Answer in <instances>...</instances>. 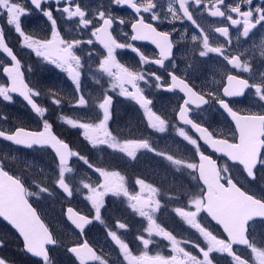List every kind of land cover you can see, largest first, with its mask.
Wrapping results in <instances>:
<instances>
[{
    "label": "snow or ice",
    "instance_id": "6c2138e0",
    "mask_svg": "<svg viewBox=\"0 0 264 264\" xmlns=\"http://www.w3.org/2000/svg\"><path fill=\"white\" fill-rule=\"evenodd\" d=\"M49 2L60 4L65 3V0H26V3H22L21 0H0V16L5 17V23L13 27L14 32L22 38V46L30 49L36 57L42 58L43 61L55 66L56 69L67 73V77L74 84L78 93L81 91V76L84 65L82 64V57L77 54L76 49L82 44L86 43L91 46L98 43L102 46L104 54L95 52L96 64L99 71L109 78L105 88L99 79L93 77L95 83L101 84V94L97 97L98 103L96 105L99 114L94 117H83L85 121L91 122H81V119H73L67 116L60 117V120L73 129L81 130L82 137L94 148L97 145H106L110 150L122 154L130 161H135L142 152L146 151L171 162L172 165L176 166L177 171L181 168L190 170L188 175L191 180L197 182L200 194L195 198L187 199L186 205L176 207L174 212L187 225L196 230L205 242V246H201L199 243L180 240L173 232L166 230L157 223L155 214L161 207V202L157 197L161 193L158 188L148 183L146 178H135L134 184L138 186L139 190L132 191L128 187L126 177L119 171H110L99 166L94 167L90 159L78 151L72 150L70 144L54 132L53 124L45 118L47 109L41 107L35 99L41 95V92L34 90L26 83L22 71V62L6 43L3 26L0 25V50L12 62L11 66L2 67V72L6 74L9 83L7 85L0 83V97L4 101L12 102L13 96L11 94L18 93L42 120L41 127L36 130H28L25 127H16L10 131L0 130V138L17 146H24L29 150L33 149L34 146L50 148L57 158V178L54 183L68 198H71L74 192L73 188L66 182L65 176L66 173L73 172V168L69 166L70 158L78 159L86 168L98 175V182L95 185L84 180L80 181L82 188L87 191L84 199L90 203L94 215L91 218L88 215H82L73 207H68L66 210L67 220L80 233V236L68 242L70 246L65 248L66 252L73 256L75 264H110L109 259L99 254L84 235L86 227L94 222H99L105 226V235L114 242V246L118 249V255L122 257L119 264H125V262L126 264H214L213 253L227 254L234 264H264V239H257L256 235V224H264V189L261 190L259 196L247 194V198L239 202L238 211L234 213H222L214 208L210 202L202 204L201 196L207 197L208 195V181L204 178L201 165L203 159L212 160L216 166L217 179L224 187L230 183L238 182L231 179L229 163H225L223 166L218 165L217 160L210 155H205L200 146L202 142L215 153L226 157L228 162L236 163L235 158L224 147L218 146V142L229 143L230 140H236L238 130L242 125L251 128L257 123H264V111L234 110L225 98L242 97L246 90H252L255 99L264 104V72L259 73L258 81L250 82L249 79L241 78L229 71L225 74L226 83L223 84L222 92L208 91L202 93L197 91L196 86L190 84L186 76L181 78L180 75H177L179 69L173 58V49L176 44L184 41L185 34L180 33L179 39L174 42L171 37L176 29H173L172 32L160 31L154 26L156 22L163 23L169 16L171 19L168 20V23L186 18L199 30V34L194 33L190 38L194 44H199L202 49L199 50V57H207L210 53L217 54L227 65L231 66L232 70L242 69L243 72L248 73L253 70L251 60H242L243 53L241 55L231 53L232 40L229 27L215 28V32L225 38V44L212 46L205 29L193 18L189 5L192 3L197 7H202L211 17L226 18L231 26H242V32H239L237 39L240 36L249 37L257 26L264 25V7L257 5L252 8L253 0H237L234 3H226V0H207V2L205 0H170L167 12L162 17L157 11V3H154L153 0H146V3L138 2V0H111L112 5L127 6L138 17L130 22L132 34L129 39L133 42L148 41L154 45L158 50L157 58L150 60L147 55L134 47L133 43L118 42L116 36L110 31L115 21L110 8L99 11L94 20L88 18V13L82 9L77 0H67L63 8L56 9L58 12L66 14L67 18H79V25L85 29L94 25L95 21L102 23L92 28L90 36L94 39H65L58 30L53 10L42 8V4ZM28 3L50 22V38L38 39L23 29L22 17L31 15V9L27 7ZM245 6H247L246 10H242ZM141 13H150L152 22H146ZM119 23L123 25L126 21L120 19ZM123 35L128 37L127 33H123ZM261 47L262 50L259 55L261 59H264V44ZM118 49H130L137 53L141 65L152 63L164 68L166 61H171L170 70L167 71L169 80L166 81L164 77L155 72L149 73L125 66L117 59L116 52ZM92 54L90 52L88 56L91 57ZM141 82L161 92L179 90L183 94L182 103L174 109L178 123L172 124L167 116L158 114L154 110V101L146 95V88L141 86ZM109 92L135 102L142 110L146 126L150 130L163 134L170 126L173 127L179 138L193 146L198 162H186L183 159L174 158L172 154L158 150L151 137L118 138L114 135L109 128L113 118L114 95L109 94ZM213 102L234 123L233 133L235 134L226 138H217L214 131L190 118L191 106L200 109L202 105ZM53 103L59 106L61 99L55 98ZM88 104L89 101L83 94L79 95L75 101V106L80 108L86 107ZM185 126L194 130V133L198 135L190 134ZM261 157L264 158V151L261 152ZM261 168H264V164L257 162L255 169H242V171H245L246 179L252 183L256 179V171ZM221 171L227 173V180L220 175ZM80 190V188L75 189L77 192ZM49 191L48 187H40L38 192H30L19 176L10 174V170H5V166L0 164V217L18 232L22 241V251L38 258V264H54L48 246L56 247L62 243L41 219L36 208L29 203L28 198L30 196H38L40 193H49ZM109 194L116 198L124 197L127 201V207L146 220L147 226L142 228L141 234L135 238L141 246L137 249L139 254H134L130 244L126 242V238L120 234L128 230V225L125 222L117 219L115 224L109 227L102 218V209L106 206L105 197ZM201 213H206L212 221L222 227L225 234L224 238L213 234L200 223L198 217ZM154 235L162 237L168 242L171 250L170 255H164L162 251L150 254V245L153 243L152 237ZM190 243H193V247L198 250L202 258L182 246ZM3 244L4 242L0 240V247H3ZM236 246H244L248 249V256L244 257L238 253ZM0 264H8L7 259L0 256Z\"/></svg>",
    "mask_w": 264,
    "mask_h": 264
},
{
    "label": "rangeland",
    "instance_id": "374dc122",
    "mask_svg": "<svg viewBox=\"0 0 264 264\" xmlns=\"http://www.w3.org/2000/svg\"><path fill=\"white\" fill-rule=\"evenodd\" d=\"M141 1L146 3V0H141ZM153 2L157 3L158 5L157 11L163 17L165 12H167V7L170 0H153ZM205 2H207V0ZM234 2H237V0H226V3H234ZM257 5L264 7V0H253V4L251 5V7L255 8ZM189 7H190V11L193 13V18L197 21L198 24H200L205 29V32L209 35V41L212 46L225 44V38L222 37L219 33L215 32L216 26L229 27L230 38L232 40V44L230 46L231 53H236L237 55H241L243 53L242 60H251V62L252 60H254V62L252 63L253 70L246 73L247 74L246 76L249 77L252 82L258 81L259 73L264 72V59H261L259 55L260 51L262 50L261 46L262 44H264V25L257 26V28L252 31L249 37L244 38L240 36L239 39H237L239 32H242V26H231L230 22L223 17H211L207 13V11H205L202 7L196 8L195 6H193L192 3H190ZM246 7L247 6L242 8V10H246ZM169 19H171L170 16L167 19H165L163 23H159V22L157 23L160 26H165V28L171 32L173 29H175V24H176L178 30H176L175 33L178 36V38L180 36V33L185 34L184 41L179 43V48L176 51V56H178V59L175 60V63L177 64L178 69L182 71V73L187 77H189L192 81L199 84V86L203 91L206 92L219 91V84L222 85L223 77L227 72L231 71L230 67L229 68L227 67L226 62L221 57H219L217 54H212V53H210L207 57H203V58L199 57L197 59L198 63L194 65L193 64L195 60L194 55L198 54L199 50L202 49L199 44H194L190 38L192 34L194 33L197 34V32L199 33V30L196 29L195 26L191 23V21H188L186 18L175 21L174 25H171V23L169 25L168 23ZM214 23L216 24L214 25ZM6 27H7V32H10V30L11 31L14 30L13 27L8 26L7 24ZM187 42H192V44H189ZM139 50L145 55H147L150 59L154 57L152 55L150 48L142 46L139 47ZM126 51L128 54L127 59L129 60L131 57L129 54L133 55L132 53L133 51H131L130 49L123 50L122 52L117 51L116 52L117 59L121 63L125 64V66L131 68V65L124 60V56H125L124 52ZM88 53L90 52H87L86 55ZM77 54L80 55L78 52ZM252 57H255V59H252ZM34 58H36V60H39L41 63L35 64ZM137 60H138V64L133 68L134 70L143 69V71L145 72L151 71L150 69L152 66L151 63L147 65H141L139 61V57ZM25 62H26L25 69L28 76V82L31 85L38 86L44 83L48 85L47 89L49 88V90L51 91H56L60 88L62 90L60 96L67 98L64 102L61 101V105L57 106L53 103L54 100L53 96L48 94L50 95L49 103L53 104L55 108L59 107V109H53L54 111H56V113H59L60 115L63 116L71 117L73 119H81V122H91V121H85L83 117H94L99 114V109L96 106L98 103L97 97L101 94V84L106 88L109 78L105 74L99 71L97 64L91 66V64L86 65L82 62L84 67L81 76V91L78 93L75 89L74 84L67 77V73L63 72L62 70L56 69L55 66L50 65L46 61H43V59H38L37 57L26 58ZM93 77L99 79L101 84L95 83ZM0 83H4L6 85V82L1 74H0ZM142 83L143 82H141V85ZM145 88L147 94L150 93L151 88H153V91H157L154 87H149L147 85H145ZM34 90L37 89L34 88ZM40 92L43 93L42 90H40ZM81 94L85 95V98L89 101L88 106L83 108L75 106V101L78 98V96ZM109 94H113L114 96L119 97L117 94L111 92H109ZM44 97H46V94L44 95ZM54 97L56 98L57 96ZM152 98L154 99V101L158 102V104L162 103L161 96L155 95ZM175 99L180 100V97L175 96L173 100ZM41 100L43 105L44 104L43 99ZM233 104H235L234 107L242 111L244 110L251 112L264 111V104L260 103L258 100L255 99L253 91L247 94L244 98L234 101ZM115 105L120 111V113H118V115L116 116L117 120L116 121L114 120L115 122L114 127H116L117 125L120 131H124V135H127L129 133L128 128L130 124H133L132 127H135L136 119H138L139 121L142 120L144 125H146V121L142 115V110L135 104V102L131 101L130 99L122 97V99L118 98V101L115 102ZM173 107L174 105L171 104V106H169L167 110V113H169V109L172 110ZM62 108H64L66 111H62ZM23 109H24L23 106L20 103H18L16 99L13 98L12 102H7L4 101L2 97H0V127L9 128L8 126H11L10 123L14 122L16 124L19 119L20 120L24 119V115L27 117V113H23ZM113 109L114 106L112 110ZM154 110L156 111L155 107ZM157 113L160 114V111H157ZM163 113L165 114L163 116H166V110ZM29 115L31 116L30 113ZM50 115H51L50 112H46V116H50ZM167 117L169 116L167 115ZM194 117L197 119L198 122L201 121L202 123H207L213 130H217L223 134H230L231 132H233V127L230 124L231 123L230 120L227 117H225L219 111L218 107L214 104L211 107H208L204 110L196 111ZM32 119L33 120L30 121L28 120V124H27L28 126L26 127L32 129L40 128L42 125V120H40L39 118H32ZM114 122L112 120L110 121L109 124L110 130L114 129V127L112 126ZM173 124H176V121H173ZM76 130L80 132L79 135L81 136V130L79 129ZM166 133H169L171 137L172 151L182 152L183 154H178L176 152L175 153L176 155L183 157V160H185L186 162H190V161L195 162L196 154L193 146L183 141L182 138H179L178 135L174 132L173 127L168 129ZM160 134L161 133H157L155 132V130H150L147 127V132L145 135L153 136L157 140H160L162 138ZM158 135L159 137H157ZM97 146H102V145H97ZM105 153L106 152H104V154ZM165 153L168 154L167 148ZM41 156H42L41 154L35 152L18 151L16 148L0 142V157L2 161L7 167L11 168L15 174H17L19 177L24 179L25 184L27 185V187H29L30 192H38V189L40 187H48L50 189L49 193H40L38 196H32V198L34 199L32 203L34 204V206H36L38 210H40L44 219L46 220L47 223H49L51 229L54 231L57 239H59L62 242L60 244L61 245L60 252L63 253V251H61L62 245L69 246L68 242L77 239L79 237L76 233H74V231L69 227V225L64 220L63 208L67 204H71L75 206L77 209H79L81 212H85L88 213L90 216H93L94 210L91 208L90 203L86 199H84V197L87 195V191L82 188L80 181L84 180L85 182H90L93 185H95L98 182V175L91 169L86 168L82 164V162L78 160L75 163V165L72 167L73 172L65 174L66 182H68L70 187H72L74 190L73 196L71 198H68L66 197V194H64L62 190H60L58 186L54 183V180L57 178L56 162L54 161L55 162L54 163L51 161V165H53L51 166L48 163L50 162L48 158L49 156L48 155L44 157ZM95 164L96 165H93L94 167L98 166L99 163L96 162ZM262 164H264V158H262ZM186 171L189 170H187L186 168H181V170L177 171L175 166V175L173 177V180L180 179V176H177V172H182L185 175ZM256 176H257L256 180L252 183H249L248 179H244L238 172L235 171L234 179L241 186L250 190L252 194L259 196L261 194V190L264 189V168H261L260 170L256 171ZM130 182L133 183L132 180H130ZM76 188H80L81 190L77 192L75 191ZM135 189L133 191H136ZM180 190H183L184 193L186 192L183 186L180 187ZM198 190H199L198 185H196V187H192L190 193L191 199L195 198L197 195L200 194ZM163 197L164 199H166V196ZM121 198L123 200H118L117 204L120 207L119 210L122 212H117L115 214H112L114 222H116L117 219L123 222L126 217L134 218L135 216V213H133L130 209H127L126 199L124 197ZM201 203H203L202 197H201ZM169 204L171 205L170 207L173 209H175L176 207H181V205H183V203H181L180 205L175 206L171 202ZM61 207H62V211H60ZM189 210H194V209H189ZM103 213L104 211L102 209V218L104 217ZM173 214H174V218L177 219L176 226L170 223V227L168 228L166 227V230L173 232L174 235L178 236L177 237L178 239L183 238L184 240H188L193 243H199L201 246H205V242L203 238L199 235V233L197 231L192 230L191 226L187 225L186 222H184L182 218L176 215L174 211ZM103 219L105 220V218ZM198 219L200 223L206 227L205 220L202 219L201 217ZM135 222L136 219L133 220L134 228L136 227L144 228L147 226V222L144 218L143 219L140 218L138 223ZM179 222H181V226H186L185 229H179ZM132 230L134 231L135 229ZM209 230L212 231L214 234L213 229H209ZM105 233H106V228L103 225H101L99 222H94L92 223V227L89 230V232L85 233V236L91 244L95 245L100 250L103 256L109 259L110 264H119V261L122 257L118 255V249L116 246H114V242H112L105 235ZM256 235H257V239H264V224H256ZM122 237L124 238V236ZM145 237L147 238L146 234ZM152 240L153 243L150 245V247L160 246V242H159L160 239L158 237L153 236ZM164 243L165 245H163V248L166 250L165 255H170L171 250L168 245V242L164 241ZM193 243L188 244L185 247L186 250L191 251L193 252V254H197L200 256V258H202L201 254L194 251L196 248L193 247ZM189 245L191 246V248L189 247ZM248 252L249 251L246 252L242 251L241 254L244 257H247ZM134 254H138V253L134 251ZM52 255H54V253H52ZM219 256L220 253H217V258L215 259V263L225 264V259ZM63 260H64L63 262L64 264H71L70 262H67L65 258ZM228 260H230V264H234L231 258ZM56 261H59V263L61 262L60 259L57 257H56Z\"/></svg>",
    "mask_w": 264,
    "mask_h": 264
},
{
    "label": "flooded vegetation",
    "instance_id": "af4514ba",
    "mask_svg": "<svg viewBox=\"0 0 264 264\" xmlns=\"http://www.w3.org/2000/svg\"><path fill=\"white\" fill-rule=\"evenodd\" d=\"M21 2L26 3V0H21ZM138 2H142V1L138 0ZM65 3H67V0H65ZM65 3H60V4H56L53 2L44 3V4H42V8L53 10L54 18H56V20H57L58 30L60 31L61 35L65 39H82V40H87L89 38L94 39L93 37L90 36L92 28L94 26H99V23H102V22L101 21H95L94 25H90L87 29L83 28L82 26L79 25V18H67L66 14H63L62 12H58L56 10L57 8H63L65 6ZM77 3H79L80 6L82 7V9L85 10L86 13H88V18H92L94 20H95V17L99 11L106 10V9L110 8L113 19H115L114 24H113V28L110 29V31L113 32L114 36H116V38L118 39V42H122V43L131 42L134 44V47H136L138 49H139V47H142V46L150 48L152 55L154 56L151 59L157 58V52L151 46L143 44V43H137V42L130 41L129 38L132 34L131 28H130V22H133L138 17L127 6L112 5L111 0H77ZM193 6H195V5L193 4ZM27 7L29 9H31V15L22 17V21H21L23 29L25 30V32L32 34L35 38H38V39L44 38V37L50 38V32H51L50 22L47 21V19L45 17H43L40 12L35 10L30 3L27 4ZM195 7L199 8L197 6H195ZM141 15L144 16L146 22H152L150 20V15H151L150 13H141ZM120 19H124L126 21V23L121 25L119 23ZM173 23H175V22H173ZM215 24L216 23H214V25ZM0 25L3 26L4 38H5L6 43L8 44L9 47H11L13 49L14 54L22 62V70L24 72L25 80L29 84L28 76H27L26 69H25V65H26L25 59L26 58H33L36 56L34 55V53L30 49H27L25 46H22V44H21L22 38L18 34H16L14 32V30H12V31L10 30V32H7L5 17H3V16H0ZM169 25H170V23H169ZM171 25H172V23H171ZM154 26H156L158 28V30H160V31H169L165 28V26H160L157 22L155 23ZM169 32H171V31H169ZM123 33H127L128 37H125L123 35ZM197 34H199V33L197 32ZM171 38L174 42L179 39L178 36L176 35V33H173ZM187 43L192 44V42H187ZM178 48H179V44H176L174 49H173V58L175 60L178 59V56H176V51L178 50ZM123 50H127V49H122V50L118 49L117 51L122 52ZM76 51L81 55L82 62L86 65L91 64V66L96 65L97 57L95 55V52H100L102 54L104 52L102 46H100L98 43H94L91 46L87 45L86 43L82 44L81 46H79L76 49ZM87 52H92L93 53L92 57H89L88 54L86 55ZM124 53H125L124 60L128 64L131 65V68H134L135 66H137V64H138L137 53L132 52L133 55L129 54L131 56L129 60L127 59V55H128L127 51ZM232 54L237 55L236 53H232ZM37 58L42 59L39 57H37ZM122 58H123V56H122ZM194 58H195V60H194L193 64L195 65L198 63L197 59L199 58V55L195 54ZM34 59H35L34 60L35 64L41 63L39 60H36V58H34ZM253 62H254V60H252L251 63H253ZM7 63H8V61L6 60V58L0 54V74H1V68L4 65H6ZM170 66H171V61H166L164 68H161V67H158V66L152 64V66L150 68L151 71L149 73L155 72V73L161 75L162 77H164V79L166 81H168L169 77L167 75V71L170 70ZM227 67L228 68L230 67V69H231V66L227 65ZM231 72L234 75H239L241 78L249 79L250 82H252L251 79L246 76L247 74L242 72V69L241 70H232L231 69ZM177 75H180L181 78H185V76H186L180 70L177 72ZM186 78L190 82V84H193L196 86L197 91H201L202 93L206 92V91H203L201 89L199 84L192 81L187 76H186ZM4 80H5V78H4ZM225 80H226V75L222 79V81H223L222 85L219 84V92H222V88H223V84L225 83ZM5 82H6V80H5ZM141 86L145 87V84L142 83ZM58 91H59V94L54 95V96H57L56 98H60V94L62 93L61 89H58ZM251 91L252 90H246V93L242 98H244ZM45 94H46V97H44ZM48 94L52 95L53 93H48V90H47L46 92L41 93V96H39L38 98L43 99L44 104L42 105V107L46 108L47 112L51 113L53 111V109H59V107L55 108V106L53 104L49 103V101H50L49 96L50 95H48ZM147 95L150 96V99H153L152 97L155 95H159L162 97V103L161 104H158V102L154 101V99H153V101H154L153 107L156 108V111H160L161 115H165L163 112L166 110V116L167 115L169 116L168 118L171 120V123L173 124V121H176V114H175L174 109L176 108V104L179 105L180 103H182V99H183V96L179 92V90H175L172 92H161L158 90L153 91V88H151L150 93H148ZM54 96H53V99H55ZM175 96H177V97L179 96L180 100H176V99L173 100V98H175ZM242 98H231V99L225 98V99L230 104V106H232L234 108V110H236L237 108L234 107L235 104H233V102L236 100H240ZM115 99H116V96H114V100ZM171 104H173L174 107L172 110L169 109V113H167V110H168L169 106H171ZM213 104L216 105L215 102H213V103H210L208 105H205L204 107H201L200 109H196V108L192 107V111L189 114L190 117L194 121H197V119L194 117V114L196 113V111L204 110L208 107H211ZM218 109H219V107H218ZM26 111L27 110L23 109V113H26ZM219 111L226 117L225 113L221 109H219ZM28 120L29 121L31 120V116L29 114H27V117L24 115V119L23 120L19 119L16 124L19 125L20 127L21 126L26 127L28 124ZM176 123H177V121H176ZM199 123H201L205 127H208L211 131H214L217 138H226L231 134H235L233 132H231L230 134H223L217 130H213L207 123H202L201 121ZM16 124L14 122H12V123H10L11 126H8L9 128L0 127V129L3 131L14 130L16 128L15 127ZM230 124L234 130V125L232 124V122ZM185 127H186V130H188L190 132V134H192L189 127H187V126H185ZM170 128H171V126L168 129H170ZM140 129H141V127L137 128V130L135 131V135L128 133L129 138H132V137H137V138H139V137H151V140H152L154 146L158 150H162L165 152L166 148H167L168 154L174 155V158L183 159V157L176 155V153L183 154L182 152L172 151V148H171V142L172 141H171V137H170L169 133L160 134L162 138L160 140H157L153 136L144 135L143 130H140ZM114 135L118 136L117 133L116 134L114 133ZM157 137H159V135ZM235 141L236 140H234V141L230 140L229 143H234ZM0 142L11 146L10 144H8L2 140H0ZM90 146L93 147L92 145H90ZM200 146H201V150L204 152L205 155H210V156H212L213 159L217 160L218 165L223 166L225 163H229L228 168L232 174L231 179L233 181H236L234 179L235 171L238 172L244 179H246L245 174L239 165L232 164V163L228 162L226 158H224L222 156H218L216 153L210 151L209 148L202 143L200 144ZM16 149H21V148H16ZM197 158L198 157L195 156V162H198ZM0 160H1V157H0ZM98 160H99L98 161L99 167H105L110 171H112V170L119 171L122 175H124L126 177L128 187L132 191L135 189L134 180L137 177L146 178V181L148 183H151L154 187H156L160 190L161 194L157 198L161 202V207H160V210H158L157 213L155 214V218L157 220V223H159L161 225V227H164L165 229H166V227L167 228L170 227V223L174 225V220H175L174 214H173L174 209L170 207L171 205L169 203L171 202L175 206L183 203V205H181V207L185 206L187 199H191L190 193H191L192 187H196V185H198L196 181H193L190 179V177L188 175V172L190 170L186 171L185 175L182 172H177V176H180V179L173 180V177L175 175V165H172L171 162L167 161L164 158H161L159 156H155V155H153L149 152H146V151L142 152V154L135 161H130L129 159H126L122 154H120L116 151L110 150L109 148L106 147V153H105V157H104L103 162H100L101 161L100 158ZM77 161H78V159L75 160V163ZM190 162H192V161H190ZM260 163L262 164V157L260 159ZM220 175L224 176L226 180L228 179L227 173L221 171ZM130 180H132L133 183H131ZM194 182H196V183H194ZM237 184L239 186H241L239 183H237ZM181 186H183L184 189L186 190L185 193L183 192V190H180ZM241 188L244 189L248 194L249 193L252 194L250 192V190H248L247 188H245L243 186H241ZM135 190L136 191L139 190L138 186H136ZM163 196H166V199H164ZM201 197L203 200V196H201ZM118 200H123V199L121 197L120 198L113 197L111 194H109L105 199L106 206L104 209H105V212H107V215H108V213L110 214L109 215L110 218H111L112 214H115L117 212H122L119 210L120 207L117 204ZM127 209H129V208L127 207ZM204 216L205 215L203 213H201L198 218L201 217L202 219H204L206 222L205 223L206 227L208 228V222L206 221L207 219ZM140 218L141 217H139L137 214H135L134 218L126 217L123 222H125L128 225V230L126 232L120 233V234H122V236H124V238H126V242H128L130 244L131 248L135 249L136 253H138V254H139V252L137 251V249L140 248V245L137 243V240L135 238L139 234H141L142 228L141 227L134 228L133 220L136 219L135 223H138ZM257 224H260V223H257ZM132 229H135V230L133 231ZM214 229H216V228H214ZM218 236L220 238H224L223 235L221 234V232L218 234ZM154 237H156V236L154 235ZM158 238L160 239L159 242H160V246H161V242H164L166 240H164L162 237H158ZM180 240H184V239L181 238ZM157 247H159V246H157ZM194 251L198 252L196 249ZM236 251L237 252H239V251H245L246 252L249 250L236 247ZM155 253L156 252H150V254H155ZM219 257L225 258L226 256L224 254H220ZM212 258L215 262V259L217 258V253H213ZM226 258L230 259L229 257H226Z\"/></svg>",
    "mask_w": 264,
    "mask_h": 264
},
{
    "label": "water",
    "instance_id": "95a60500",
    "mask_svg": "<svg viewBox=\"0 0 264 264\" xmlns=\"http://www.w3.org/2000/svg\"><path fill=\"white\" fill-rule=\"evenodd\" d=\"M131 11L134 12L132 9H131ZM135 42L143 43V44L151 46L152 48H154V50H156V52L158 54V50L150 42H148V41H135ZM0 54L3 55L6 58V60L8 61V63L4 66H11V63H12L11 59L5 53H3L2 50H0ZM1 74L5 78V80L7 82L6 85H7L9 83V81L7 79L6 74H4L2 72V68H1ZM225 83H226V80H225ZM11 95L18 98L31 111L32 114H35L31 110L30 106L27 105V102L24 101L23 98L20 97L18 93H13ZM182 96H183V94H182ZM242 97H234V98H242ZM226 99H231V98H226ZM203 106H205V105H202L201 107H203ZM191 107L195 108V106H191ZM229 120H230V118H229ZM232 124L234 125L233 122H232ZM263 124L264 123H257L256 125H254L251 128H246L242 125L241 128L238 130L236 142H234V143L218 142V146L224 147L227 150V152L230 153V155L235 158L236 163H232V162H230V163L239 165L240 167H242L243 170L255 169V164L257 162H259L260 155H261L262 149L264 147V141L262 139V137L264 136ZM26 129H28V128H26ZM28 130H33V129H28ZM191 131L194 135H198V134L194 133V130H191ZM0 140H3L7 143H10L13 146L26 149L24 146L14 145L12 142H8L2 138H0ZM33 148H47V147L34 146ZM48 149L52 152V150L50 148H48ZM209 150L214 152L210 148H209ZM216 154L218 156L224 157L222 154H219V153H216ZM224 158H226V157H224ZM55 159L57 161L56 157H55ZM197 160H198V158H197ZM70 162H71V158H70L69 164H70ZM201 165H202V171H203L204 178H205V180L208 181V195H207V197L203 196V203H209L210 202L214 208H216L217 210H219L222 213H224V212L234 213V212L238 211L239 202L245 200L247 198L248 193H246L236 183H230L227 185V187H224L217 179L216 166L212 163V160L205 158L201 161ZM198 168H200V166H198ZM244 173H245V171H244ZM68 207H73V206L65 207L64 212H63L64 219L66 220L68 225L75 232L79 233L78 230H76L75 227L71 224V222L68 221L66 218V210ZM75 210L78 211L77 209H75ZM78 212H80V211H78ZM80 214L86 215L82 212H80ZM206 216H207V214H206ZM208 218L210 219V217H208ZM0 220L3 223H5L19 237L18 232L7 221H5L2 217H0ZM211 222L213 224L217 225L214 221L211 220ZM88 227L89 226H87L86 229ZM220 229L222 231V227H220ZM222 233H223V231H222ZM224 236H225V234H224ZM19 239L21 241L20 237H19ZM21 243H22V241H21ZM48 247L53 248V246H48ZM238 247H244V246H238ZM24 253L27 256H29L30 258L38 261V258H35L26 252H24Z\"/></svg>",
    "mask_w": 264,
    "mask_h": 264
},
{
    "label": "trees",
    "instance_id": "16d2710c",
    "mask_svg": "<svg viewBox=\"0 0 264 264\" xmlns=\"http://www.w3.org/2000/svg\"><path fill=\"white\" fill-rule=\"evenodd\" d=\"M38 86H33L30 84V87L36 88L38 91L42 90L43 92H46L48 90V93H53L52 96H54L55 94H59L58 90L51 91V90H49V88L47 89V86H48L47 84L42 83ZM35 99L42 106V100L38 97H35ZM60 99L64 102L67 98L60 96ZM24 110H27V109L24 108ZM62 111H66V110L64 108H62ZM26 113L29 114L30 112L27 110ZM118 113H120V111L118 110L116 112V110H115V113L113 115L115 117V121L117 120L116 116L118 115ZM50 114H51L50 116H45V118L48 119L53 124V130L56 132V134L60 138L64 139L66 142H68L74 151H78L80 154H82L86 158L90 159V161L93 163V165L95 162L99 161L98 159H99L100 155L98 154V151L101 152V156H104V152H106V148L104 145H102L101 147H98L99 150H96L95 148L90 146V144L82 137V135L81 136L79 135L80 132L78 130L73 129L68 125L66 126V123H63L60 120V117H62L63 115L56 113V111H54V110ZM31 117L32 118H39L38 116H33V115H31ZM32 118H31V120H33ZM39 119L41 120V118H39ZM132 126H133V124L129 125L128 132L130 134H133V135H135V131L139 127H141L140 130H143V129L145 130V125L142 122V120L139 121L138 119H136L135 120V127H132ZM126 137L129 138V135L127 134ZM24 151L25 152H35V153L41 154L42 155L41 157L48 155L49 156L48 158L50 160V162H48V163L50 165H51V161L52 162L55 161L52 154L46 149H32L30 151H26V150H24ZM75 160L73 159L70 167H73L75 165V162H74ZM102 162H103V160H102ZM51 166H53V165H51ZM9 170L12 173H14L11 169H9ZM29 199L31 201H34L32 196H30ZM60 211H62V207H61ZM107 217H108L107 219L105 217H103V218H105L107 225L109 227L113 226V223H115V222L113 221L112 215H111V218L109 216H107ZM180 226H181V224H180ZM0 240H2L4 242L3 247H0V256L6 258L8 261V264H37L38 263L37 261H35V260H33V259H31L25 255V253L22 251V245H21L19 239L17 238V236L2 222H0ZM163 245H165V243L161 242V246H159V247L153 246L151 248V252L162 251L163 254H165L164 253L165 249L163 248ZM60 246L61 245H58L55 248H52L50 250L51 259L54 261V264H61V263L64 264L63 263L64 258L67 262H70L71 264H75L73 257L67 254V252L65 250L66 246L62 245L61 251H63V253L60 252ZM56 251L58 252V254ZM52 253H54V255H52ZM56 257L60 259V261H61L60 263H59V261H56ZM225 264H230V260H228L226 258Z\"/></svg>",
    "mask_w": 264,
    "mask_h": 264
},
{
    "label": "bare ground",
    "instance_id": "6f19581e",
    "mask_svg": "<svg viewBox=\"0 0 264 264\" xmlns=\"http://www.w3.org/2000/svg\"><path fill=\"white\" fill-rule=\"evenodd\" d=\"M172 25H174V23H172ZM175 29H176V30H178V28H177V25H176V24H175Z\"/></svg>",
    "mask_w": 264,
    "mask_h": 264
}]
</instances>
